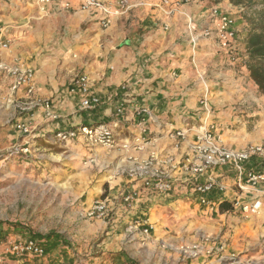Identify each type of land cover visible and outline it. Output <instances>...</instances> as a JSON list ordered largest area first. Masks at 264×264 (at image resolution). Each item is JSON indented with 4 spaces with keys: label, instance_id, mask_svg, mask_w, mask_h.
<instances>
[{
    "label": "crops",
    "instance_id": "1",
    "mask_svg": "<svg viewBox=\"0 0 264 264\" xmlns=\"http://www.w3.org/2000/svg\"><path fill=\"white\" fill-rule=\"evenodd\" d=\"M104 1L117 4L119 0ZM174 1H180L179 5ZM127 3L107 27H102L80 9L77 0L62 4L0 0V138L8 143L4 149L23 144L26 135L17 128L18 123L30 125V141L35 144V139L45 140L57 129L116 121L118 142L116 148L107 150L80 137L56 145L70 147V153L52 155L58 162L78 167L72 179L77 186L72 189V201L79 213L100 198L107 203L110 218L78 219L80 229L74 239L78 246L73 249L57 234L47 236L42 239L46 245L42 257L4 253L0 246V264H176L174 247L195 238L196 229L222 234L227 238L226 251L237 253L255 248L264 239V213L243 219L235 211H206L197 200L195 183L180 170L174 172L173 190L165 194L141 187L124 173L151 153L177 161L187 157L205 118L223 144L244 147L253 138L248 130L252 114L244 117L240 111L245 102L249 104V84L255 86L246 69L244 42L228 51L213 39L199 38L193 47L189 41L187 22L192 20L200 28L213 27L209 14L217 5L209 8L201 0H171L168 5L161 0ZM237 50H244L242 57ZM18 62L33 69L35 91L29 96L21 87L7 100L11 81L2 67ZM77 75H85L90 94L100 98L95 108L82 106L80 86L73 82ZM30 99L47 101L54 116L48 117L43 106L27 108ZM120 106L122 115L117 114ZM140 107L149 111L141 129V116L136 114ZM178 131L185 136H178ZM137 136L141 137L140 149ZM123 143H129V148H121ZM18 156L28 160L31 155ZM232 172L231 167L223 170L229 189H214L210 196L214 204L230 202L237 193ZM131 191H137L138 196L129 204L123 195ZM138 219L154 224L149 238L126 235V225ZM6 231L0 230V234ZM25 236L29 234L7 235L12 239ZM98 238H103L102 242L95 243ZM183 264L220 262L213 256Z\"/></svg>",
    "mask_w": 264,
    "mask_h": 264
},
{
    "label": "built area",
    "instance_id": "2",
    "mask_svg": "<svg viewBox=\"0 0 264 264\" xmlns=\"http://www.w3.org/2000/svg\"><path fill=\"white\" fill-rule=\"evenodd\" d=\"M80 9L87 12L89 16L98 20L102 27H107L112 16L121 13L120 9L127 6V0H119L113 4L104 0H77ZM45 4L53 2L62 4L65 0H38ZM171 0H161V4L168 5ZM180 1H174L178 6ZM209 17L212 18L213 27H197L196 23L189 20L186 28L189 35V41L192 47L195 46L199 38L213 39L217 46L223 50L233 51L237 45V34L235 20L227 11L212 8ZM6 47L7 44H2ZM235 58V57H234ZM237 58V56H236ZM235 60V59H234ZM7 76L10 78V86L7 94V100L13 98L21 87L25 94L32 96L35 91L34 71L29 66L18 62L13 66H3ZM74 84L80 86L82 93V106L85 109H92L101 103L96 95H91L87 88V77L77 75L73 79ZM126 89V85L121 87ZM204 91L203 98H206ZM47 101L30 99L29 107L43 106L46 108L48 117L54 116L49 110ZM149 111L145 107L136 110V114L141 116L138 126L144 123ZM117 114L122 115V107H118ZM201 126L195 132V139L189 145L190 154L182 160H175L173 157L166 156L158 158L151 153L144 159L137 161L132 167L124 169V173L131 179L141 184L145 189H152L158 193L165 194L173 190L174 172L180 170L182 174L188 177V180L194 182V191L197 194L198 202L204 206L208 212H217L219 204L212 201L211 192L214 189L225 192L229 189L228 183L223 181V170L225 166H230L235 173L234 186L237 193L231 199V208L225 212H240L243 216L259 215L264 212V142H250L242 148H234L222 143L220 137L216 135L213 126L206 123V118ZM116 121L110 123L97 122L93 124H83L69 129H57L44 138L51 144L66 143L82 137L88 144L99 146L107 150L117 147L114 126ZM17 128L24 133L25 140L23 144L14 146L10 154H28L30 151V140L32 139V129L27 123H18ZM178 136H185L182 131L177 132ZM138 149L141 145V137H135ZM121 148H129V143H123ZM122 172V170H121ZM138 196L137 191L123 195L124 202L131 204L132 199ZM218 206V207H217ZM90 218L109 219L111 212L104 199H95L92 205L83 213ZM154 224L144 219L133 220L126 227V235L130 238L140 235L149 238ZM196 237L180 243L174 247L179 262L188 263L201 257L210 259L216 256L220 264H264V239L255 247L245 252L237 253L226 251L227 238L223 235H210L203 231H197ZM0 246L4 253H10L16 256L30 254L42 257L45 254V246L42 240L33 236L21 238H8L0 240ZM3 257H0L2 263ZM78 264H86L81 261ZM118 264V263H114Z\"/></svg>",
    "mask_w": 264,
    "mask_h": 264
},
{
    "label": "rangeland",
    "instance_id": "3",
    "mask_svg": "<svg viewBox=\"0 0 264 264\" xmlns=\"http://www.w3.org/2000/svg\"><path fill=\"white\" fill-rule=\"evenodd\" d=\"M201 1L209 8L217 5L221 11L231 14L235 20V26H237V43H245L247 32L250 29L245 15L250 12V9L258 8V5L250 8L248 5L235 6L229 0ZM236 52L239 57L244 54V50ZM237 65L239 66V64ZM244 87L247 88L245 85ZM247 90L246 96L249 99V104L245 102L246 107L241 108L240 114H243L244 117L252 114L250 119L253 123H250L248 130L252 132L253 138L249 143L264 142V95L259 93L256 85L249 84ZM7 144L5 138L1 137L0 230L5 232L8 229L10 232L6 231V234H0V240L3 241L9 233L13 232H26L39 240L48 238L47 236L54 238L53 236L57 234L63 244H69L70 249H73L74 246L77 247L78 244L74 240L80 229L77 220L86 218L79 213L77 203L72 201V189L76 190L77 187L72 179L76 178L75 169L78 167H70L69 164L58 162L55 160L56 158L52 157V155H56V152L63 153L64 151L65 154H68L71 152V148H56V145L65 143L51 144L43 138L41 141L35 139V144L30 141L31 149L27 152L31 156L26 157L28 160H24V158L17 157V154H10V150H5ZM45 148L48 151L46 155L43 152L46 151ZM49 157L52 158L49 159ZM229 167L225 166L224 169ZM232 174L235 176L234 172ZM237 215H241L239 217L243 219H251L256 216H243L240 212H237ZM16 225L17 229L11 230V227ZM197 231L202 230L196 229L195 233ZM191 239L193 238L188 240ZM102 240L103 238H98L95 243L102 242ZM71 241H74L73 246L70 245ZM175 255L177 257V254ZM115 262L122 264L121 261ZM176 264L183 263L179 262L177 258Z\"/></svg>",
    "mask_w": 264,
    "mask_h": 264
},
{
    "label": "trees",
    "instance_id": "4",
    "mask_svg": "<svg viewBox=\"0 0 264 264\" xmlns=\"http://www.w3.org/2000/svg\"><path fill=\"white\" fill-rule=\"evenodd\" d=\"M235 6L248 5L252 8L246 13V21L250 25L245 39V51L247 54L246 69L249 78L256 85L260 94L264 95V0H229ZM231 208V203L221 201L219 211L223 212ZM13 227H17L13 226Z\"/></svg>",
    "mask_w": 264,
    "mask_h": 264
}]
</instances>
